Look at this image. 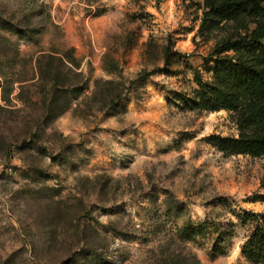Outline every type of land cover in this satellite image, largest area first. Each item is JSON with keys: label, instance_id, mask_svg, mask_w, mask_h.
I'll list each match as a JSON object with an SVG mask.
<instances>
[{"label": "rangeland", "instance_id": "1", "mask_svg": "<svg viewBox=\"0 0 264 264\" xmlns=\"http://www.w3.org/2000/svg\"><path fill=\"white\" fill-rule=\"evenodd\" d=\"M204 18V0H0V264H253L237 214H264V156L213 147L237 114L179 97L257 25ZM204 221L233 230L224 254L182 236Z\"/></svg>", "mask_w": 264, "mask_h": 264}, {"label": "trees", "instance_id": "2", "mask_svg": "<svg viewBox=\"0 0 264 264\" xmlns=\"http://www.w3.org/2000/svg\"><path fill=\"white\" fill-rule=\"evenodd\" d=\"M205 18L220 22L248 19L257 25L251 40L241 38L224 41L213 55V76L204 80L195 75L198 88L192 96L179 97L180 106L188 110L237 114L238 136H209V143L225 154L264 156V0H204ZM233 51L234 55L228 52ZM253 201L264 203V194ZM242 223H250L252 232L242 246V255L253 264H264V214L243 211L237 214ZM233 230L204 221L183 228L182 236L212 239L213 256L226 252Z\"/></svg>", "mask_w": 264, "mask_h": 264}]
</instances>
